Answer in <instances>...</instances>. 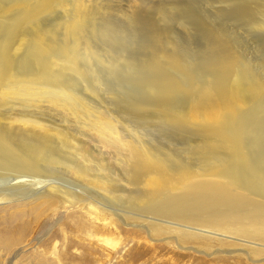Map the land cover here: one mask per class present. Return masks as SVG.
Masks as SVG:
<instances>
[{"label":"rangeland","instance_id":"obj_1","mask_svg":"<svg viewBox=\"0 0 264 264\" xmlns=\"http://www.w3.org/2000/svg\"><path fill=\"white\" fill-rule=\"evenodd\" d=\"M91 1L93 3L94 0ZM34 7L22 6L25 10ZM58 7H52L51 13L41 16L44 24L40 29L45 30L52 25L48 30L59 41L65 37L63 24L70 20L71 15L66 6ZM90 7H93L94 14L89 18L87 37L83 42L87 40L93 45L92 50L98 49L100 53H92L88 58L80 56V60L93 68L94 73L87 75V80L83 78L85 82L75 78L77 90L87 93L85 97L91 105L119 120L124 138L131 143L141 141L160 158H166L169 167H184L193 172L205 169L203 160L209 159L212 153L209 149L204 153L210 156H204L202 150L206 144L218 146L220 143L198 125L189 123L185 116L190 108L189 100L198 97L202 89L213 90L230 85L232 72L243 75L242 78L248 80L245 83L258 78L264 83V0H101L99 5ZM3 21L6 22V18ZM2 27L0 35L6 31ZM161 52L165 53L163 57ZM173 58L176 61L168 65L167 62H173ZM231 59H236L238 63L234 62L240 66H235ZM175 63L181 70L175 67ZM95 77L97 86L90 84ZM83 85L91 91H84ZM258 106L255 107L257 120L252 117V125H244L247 130L245 128L238 133L240 136L243 133L245 140L242 139L253 149L249 147L252 159L262 170L256 174L264 177V101ZM21 109L10 111L2 108L0 113L3 117L14 113L20 115L16 111ZM27 109L23 112L33 111L32 108ZM44 110L36 112L52 128L55 126V129L64 131L69 138L75 135L80 140L78 143L87 148L86 155L88 152L92 154L89 158L94 162L93 169L100 170L96 173L119 184L116 179L120 181L123 176L124 162L111 146L102 144L63 114ZM58 146V150H67L60 144ZM227 149L221 150L224 158L216 154L219 159L223 158V162L217 163L225 167L234 163L232 155L228 156L231 149ZM211 162V165L216 164L214 160ZM46 170L30 183L15 187L18 189L5 187V197L0 198V236L3 232L16 236L24 232L22 241L13 246L24 247L13 263L38 264L41 260L47 264H59L53 255L56 251L61 253L66 264H264V252L255 250L257 240H243L229 234L211 237L209 242L201 243L190 239L182 241L178 232L153 235L151 225L143 221L133 203L104 197L63 169ZM254 172H250L249 182L253 177L259 178ZM260 179L264 183L263 178L257 181ZM51 183L59 188L63 185L62 190L68 191L75 202L65 204L59 196H45L57 199L55 206H49L39 197L46 195ZM124 194L129 193H118ZM93 202L98 207L92 212L90 203ZM104 239H113L117 246L107 244ZM15 254V249L10 250L8 257H0V262L10 264Z\"/></svg>","mask_w":264,"mask_h":264},{"label":"bare ground","instance_id":"obj_2","mask_svg":"<svg viewBox=\"0 0 264 264\" xmlns=\"http://www.w3.org/2000/svg\"><path fill=\"white\" fill-rule=\"evenodd\" d=\"M100 2L101 0H94L93 3L91 0H0V6H5L0 7V23H2L0 33L1 27L5 26L6 29L2 27L3 31L6 30L5 33L8 34L4 36L3 32V35H0V108H7L10 111L22 108L16 111L20 115L14 113L15 115L3 117L2 112L0 113V179H2L0 198L5 197V187L11 186L18 189L15 187L40 177L42 172L47 171L46 168H59L85 183L86 186L99 191L104 197L111 200L123 199L127 203H133L137 212L141 213L143 221L151 225L149 228L153 235L162 232H178L179 239L182 241L190 239L206 243L211 237L232 234L243 240H257L255 250L264 252V183L261 179L257 181L264 177L256 174L262 170H259L260 167L253 161L250 154L251 147L249 148L244 142L243 133L241 136L238 133L245 128L247 130L244 125H252L251 118L257 116H255V107H259L258 105L264 101V83L262 80L259 82V78L257 82L253 78V82L245 83L248 80L245 81L242 78L243 75L239 76L232 72L233 78L230 85L213 90L202 89L201 94L194 100H189V97L190 108L185 115L189 123L198 125L208 136L218 139L220 144L218 146L204 144L205 151L202 150V152L206 153L210 149L213 157L206 154L209 155V159L203 160L206 164L202 166L206 168L203 170L201 168V171L195 169L196 172H193L184 167L179 169L169 167L166 164V158H160V155L144 147L141 141V143H131L124 138L119 120L91 105V101L85 97L87 93L77 90L75 78L83 81L87 75L94 73L93 68L91 69L87 63L80 60V56L88 58L92 53L97 54L99 51L96 48L92 50L93 45H90L91 43L89 44L87 40L83 42V39L87 37L85 32L89 18L91 14H94L93 7L90 6H97ZM22 6L36 7L25 10ZM58 6H66V10L71 15L70 20L63 24L65 37L59 41L57 36L55 37L48 30L52 29L50 28L52 25L45 30L40 29L41 24H44V18L41 16L50 12L52 7L59 8ZM54 12L57 10L54 9ZM5 18L6 22L3 21ZM87 33L90 32L87 31ZM163 53L161 52L162 57L165 54ZM172 61L167 64L171 66L176 60L174 61L173 58ZM232 61L235 66H240L236 64L238 63L236 59ZM175 67L180 66L178 67L175 63ZM235 70L237 71L236 68ZM96 77L90 84L96 85L98 81ZM83 87L86 92L90 90L86 85ZM186 97H188L187 94ZM27 107L32 108L33 111L23 112L25 109L28 110ZM44 109L63 114L70 118L72 123L83 127L88 134L97 138L102 144L111 146L124 162L121 182L116 179L119 182L117 184L102 174L96 173L98 169H93L94 162L89 158L92 154L88 152L86 155L87 148L78 143L80 140L75 135L69 138L64 131L57 127L55 129V126L52 128V125L36 112ZM83 133L81 135H84ZM54 142L57 143L56 146ZM58 144L67 150L62 148L58 150ZM204 145L201 146L204 147ZM227 148L231 149L232 154L227 155H232L234 163L229 160L232 164L225 167L217 162L223 160V154L220 153L223 152L222 149ZM205 153L204 156H206ZM216 154L222 155L223 158L219 159ZM212 160L216 161V164L211 165ZM250 172H254V175L256 174L259 178L253 177L249 182ZM114 185L116 189L113 188ZM62 187L63 185L59 188L51 183L48 191L45 192L46 195L39 198L44 199L49 206H55L57 199L45 198V196H59L63 203L73 204L74 197L68 191L62 190ZM134 189H136L135 192ZM118 193L129 194L122 196ZM97 207L96 202L90 203L92 212L97 210ZM3 233L0 236V257H8V252L15 249L16 254L14 258L11 257L10 264H17L13 261L18 258L24 247L13 246L22 241L24 232H20L17 236L8 232ZM256 237L258 238L255 239ZM103 241L117 246L113 239ZM53 255L59 264H66L61 253L55 251ZM40 261L38 264H47Z\"/></svg>","mask_w":264,"mask_h":264}]
</instances>
